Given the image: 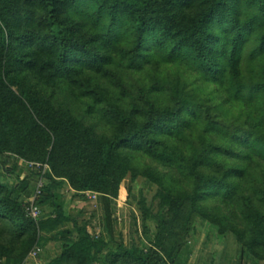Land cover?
Here are the masks:
<instances>
[{"label": "trees", "instance_id": "obj_1", "mask_svg": "<svg viewBox=\"0 0 264 264\" xmlns=\"http://www.w3.org/2000/svg\"><path fill=\"white\" fill-rule=\"evenodd\" d=\"M125 179L130 244L61 201ZM196 222L264 264V0H0V264H193Z\"/></svg>", "mask_w": 264, "mask_h": 264}, {"label": "crops", "instance_id": "obj_2", "mask_svg": "<svg viewBox=\"0 0 264 264\" xmlns=\"http://www.w3.org/2000/svg\"><path fill=\"white\" fill-rule=\"evenodd\" d=\"M128 185L123 183L117 198H104L99 195L95 200H90L85 195L74 197L69 188H64L60 191L63 193L61 201L71 214L76 216L77 221H88L96 236L107 242L121 238L125 244H130L135 238L138 217L134 199L126 196ZM107 215H109V219H107ZM63 228H71V225L65 224ZM53 234L54 232L50 233V235ZM50 249L51 245L49 244L40 247L37 257L29 258V263L44 264ZM189 261L193 264H209L211 258L209 254H206L199 261H192L190 255ZM236 261L232 264H236Z\"/></svg>", "mask_w": 264, "mask_h": 264}, {"label": "rangeland", "instance_id": "obj_3", "mask_svg": "<svg viewBox=\"0 0 264 264\" xmlns=\"http://www.w3.org/2000/svg\"><path fill=\"white\" fill-rule=\"evenodd\" d=\"M11 181V179L9 180ZM124 184H129L128 183V179H125L123 181ZM123 185V184H122ZM136 189L137 187L135 186V188L132 190L133 194H136ZM144 193L146 194V196L149 197L150 193L152 192V189L145 187L144 189ZM138 224V222H137ZM136 224V225H137ZM195 230L196 232H194L191 237H190V246L192 248V253H191V259L192 261H196L199 259H202L206 256V254L210 255L211 261L209 264H213V258L215 257L216 251H218L220 249V247L218 245H214L213 248L210 247L209 242L205 239V236L203 234V230L201 228V225L196 222L195 224ZM232 240H230V243L228 244V246H226V250H224V254L223 257L220 259H216L214 261V264H225L227 262V264H232L233 262H235L237 259V253L234 250V244H232ZM227 257V258H226ZM199 258V259H198ZM244 261V259H242V262Z\"/></svg>", "mask_w": 264, "mask_h": 264}, {"label": "built area", "instance_id": "obj_4", "mask_svg": "<svg viewBox=\"0 0 264 264\" xmlns=\"http://www.w3.org/2000/svg\"><path fill=\"white\" fill-rule=\"evenodd\" d=\"M20 164H23L24 166H27L29 168H33V167H39L38 163H32V162H25L22 160H19ZM46 168V165L43 164L42 165V172H41V176L38 178L36 185H35V189L34 192L32 193V195H30L29 197L26 198V202L28 204L27 207V211H28V215L35 221L37 222L40 219L41 216V211L40 208L35 204L36 198L38 197V195L40 194L41 188L44 185V179L42 177V173L44 171V169ZM83 194L90 200H95V198L98 196V194L96 192H91V191H85L83 192ZM40 252V247L38 244H34L32 246V248L29 250V252L27 253L26 257L23 259V261L20 264H30L29 263V258L34 259L37 257V255Z\"/></svg>", "mask_w": 264, "mask_h": 264}]
</instances>
